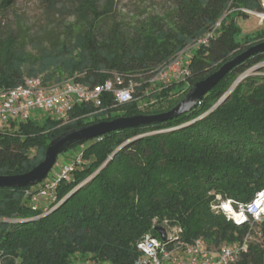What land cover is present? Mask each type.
Instances as JSON below:
<instances>
[{"label":"trees","instance_id":"trees-1","mask_svg":"<svg viewBox=\"0 0 264 264\" xmlns=\"http://www.w3.org/2000/svg\"><path fill=\"white\" fill-rule=\"evenodd\" d=\"M115 1L77 0L80 28L66 27L47 46L18 34L0 39V91L29 78H42L46 86L73 80L93 89L116 75L135 87L129 103L106 92L100 106L75 105L67 123L42 116L0 130V175L29 172L67 131L170 111L196 83L264 42V27L244 33L239 25L251 16L245 11H263L260 0H171V12L138 20L131 32L116 23L104 28ZM13 5L1 0L0 8ZM209 33L208 44H200ZM188 50L189 75L153 81ZM261 63L264 53L247 59L178 118L81 144L65 165L81 154L82 163L60 183L47 214L33 209L35 187L0 189V264H136L143 258L139 242L147 234L159 238L157 226L168 237L176 230L161 242L178 256L181 244L201 240L217 251L250 235L248 251L235 264H264V222L255 229L237 225L213 208L219 196L250 204L264 189V73L240 79Z\"/></svg>","mask_w":264,"mask_h":264},{"label":"built area","instance_id":"built-area-1","mask_svg":"<svg viewBox=\"0 0 264 264\" xmlns=\"http://www.w3.org/2000/svg\"><path fill=\"white\" fill-rule=\"evenodd\" d=\"M260 1L263 7L262 12H245L264 21V0ZM212 37L213 33H209L199 43L208 44ZM183 54H180L172 64L162 69L153 81L170 83L174 73L178 74L176 76L180 78L189 75L185 63L182 62L181 57ZM262 66L264 67V63L254 68ZM106 92L112 93L119 104H125L133 101L135 87L132 84L124 86L123 79L117 75L114 80L107 81L105 84L93 89H89L73 80L46 86L42 78H29L17 88L0 91V130L9 129L13 124L44 115L52 116L57 121L67 123L69 113L75 105L94 103V105L100 106L101 97ZM81 163L82 154L69 165H65L60 174H54L51 179H46L36 186L33 209L39 208L38 201L40 199L49 201L50 205L53 204L57 199L56 192L60 183L69 180L76 166ZM49 207L44 211L46 214L50 211ZM213 208L218 212H222L228 221H233L237 225L248 223L253 228L254 225L264 222V189L256 195L250 204L236 205L234 200L227 199L223 201L219 196L218 203ZM250 239L251 236L248 235L242 244L235 247L225 246L217 251L208 250L205 242L201 240L193 244H181L180 251H182L184 257H180L177 255V250L168 251L163 246L160 238L147 234L137 246L139 252L143 254V258L139 259L136 264H235L241 255L248 251Z\"/></svg>","mask_w":264,"mask_h":264},{"label":"rangeland","instance_id":"rangeland-1","mask_svg":"<svg viewBox=\"0 0 264 264\" xmlns=\"http://www.w3.org/2000/svg\"><path fill=\"white\" fill-rule=\"evenodd\" d=\"M76 1L14 0V5L9 10L2 11L0 8V39L5 38L9 34H18V36L27 39L31 44L36 43L47 46L54 38L58 37L61 39V34L66 27L71 25L76 30L80 28L73 11L76 7ZM174 8L175 3L171 0H116L112 15L106 20L104 28L108 29L116 23L121 25L127 32H131L136 21L149 16H164ZM239 25L244 33H253L264 27V21L251 15L246 19H240ZM29 50L33 49L29 47ZM33 52L35 53L34 50ZM192 52L188 50L182 55L183 63L187 62ZM262 73H264L263 66L260 68L253 67L248 69L240 79L243 80L247 76L260 75ZM176 75L178 74L174 73L172 78L179 79L180 77ZM80 150L81 146L79 145L60 155L47 180L51 179L54 174H60L65 164ZM48 204L49 201L44 199L38 201V207L42 208L43 211H46V208L50 206ZM255 228L256 226H253L252 229ZM169 232L171 237L176 235V230L174 229H169ZM211 251L215 250L212 249ZM179 256L184 257L182 251L179 252Z\"/></svg>","mask_w":264,"mask_h":264},{"label":"water","instance_id":"water-1","mask_svg":"<svg viewBox=\"0 0 264 264\" xmlns=\"http://www.w3.org/2000/svg\"><path fill=\"white\" fill-rule=\"evenodd\" d=\"M261 53H264V42L249 47L232 60L223 64L216 72L196 83L185 98L170 111L153 115L121 117L62 133L50 142L43 161L35 168L23 174L0 175V189H23L40 185L47 179L60 155L85 142L101 138L116 131L164 123L191 112L233 69L247 59ZM155 231L159 234L162 242H166L169 239L165 228L157 226Z\"/></svg>","mask_w":264,"mask_h":264}]
</instances>
